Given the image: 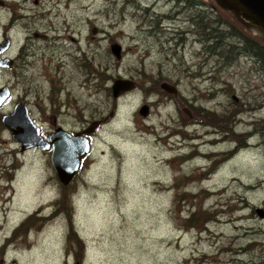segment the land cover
<instances>
[{"label":"rangeland","instance_id":"rangeland-1","mask_svg":"<svg viewBox=\"0 0 264 264\" xmlns=\"http://www.w3.org/2000/svg\"><path fill=\"white\" fill-rule=\"evenodd\" d=\"M3 1L19 60L0 118L22 102L45 137L98 128L63 185L50 150H21L0 122V264H264V62L229 63L195 20L211 30L216 1L244 34L264 28L220 0ZM117 78L135 86L114 98Z\"/></svg>","mask_w":264,"mask_h":264},{"label":"water","instance_id":"water-1","mask_svg":"<svg viewBox=\"0 0 264 264\" xmlns=\"http://www.w3.org/2000/svg\"><path fill=\"white\" fill-rule=\"evenodd\" d=\"M258 13L264 15V0H245ZM9 45V40L0 43V54ZM113 57L117 60L121 58L122 47L118 43L110 46ZM12 59L0 57V68H10ZM135 86L132 79L117 78L111 84V93L116 98L123 91H130ZM160 87L168 93L177 94L175 86L163 82ZM10 91L7 86L0 88V106L8 98ZM149 106L144 104L139 109V113L145 116ZM1 123L10 131L11 137L20 145V149L25 151L36 148L41 151L50 150V163L63 185H67L76 175L81 160L90 150L88 134H91L97 127L98 121L92 122L82 132L71 133L63 127H56L45 138L40 134L39 127L32 121L27 106L18 102L14 105L13 111L3 114ZM255 212L261 219L264 218V208L257 207Z\"/></svg>","mask_w":264,"mask_h":264},{"label":"trees","instance_id":"trees-1","mask_svg":"<svg viewBox=\"0 0 264 264\" xmlns=\"http://www.w3.org/2000/svg\"><path fill=\"white\" fill-rule=\"evenodd\" d=\"M178 3L185 5V2H189L190 0H177ZM201 2L197 0V4H200ZM193 4V3H192ZM218 4L216 1L215 3H210V8L212 10L216 11V14L224 18H218L214 19L213 24L215 26H212L211 30H208V25L202 23V13H205L204 10L198 11L196 15L195 24L197 26L200 25V30H198V34L200 35V39L204 41L207 44V48L210 50L215 51L217 54L226 57L228 62L230 63L234 57L237 54V57L241 53H246L250 56H255L256 58L260 59L264 62V40L258 39L255 36H249L247 34H244L242 32L241 28L246 27L244 24H242L241 27H239L234 20H229L225 15H227V11L224 9L223 12L218 9L216 6ZM219 5V4H218ZM224 13V15L222 14ZM226 24V27L228 30L225 31H218L221 25V28L223 25ZM236 39L237 44H224L223 42H228L226 39ZM230 43V41L228 42ZM239 44V45H238ZM210 115H212L210 113ZM247 135H249L247 133ZM248 137V136H247Z\"/></svg>","mask_w":264,"mask_h":264},{"label":"bare ground","instance_id":"bare-ground-1","mask_svg":"<svg viewBox=\"0 0 264 264\" xmlns=\"http://www.w3.org/2000/svg\"><path fill=\"white\" fill-rule=\"evenodd\" d=\"M220 1L227 4L233 10V12L238 14V16H240L241 18L250 19L256 22L258 26L264 28V15L258 13L245 0H220Z\"/></svg>","mask_w":264,"mask_h":264},{"label":"flooded vegetation","instance_id":"flooded-vegetation-1","mask_svg":"<svg viewBox=\"0 0 264 264\" xmlns=\"http://www.w3.org/2000/svg\"><path fill=\"white\" fill-rule=\"evenodd\" d=\"M0 3L1 4H5V2L3 1V0H0ZM20 3V2H19ZM7 5H8V8L11 10V12H12V17H14L15 16V14L17 13L16 12V10L14 9V6H15V4H14V1H12V2H9V3H7ZM18 9H20V8H18ZM18 13H19V11H18ZM7 34L5 33L4 34V36L1 34L0 35V41H2V40H4V39H6V38H9L8 36H6ZM9 40V45H8V48L5 50V52H7L10 48H11V38H9L8 39ZM6 56H8L7 54H5ZM17 60H19V54H16L15 56H14V58H12V63H11V66H13V64L15 63L16 64V61ZM54 129V128H53ZM84 129V128H83ZM83 129L82 130H80L79 129V131L81 132V131H83ZM49 132H51V130L49 131ZM48 132V133H49ZM72 133L73 132H75V131H71ZM48 135V134H47ZM81 167V166H80ZM80 169V168H79Z\"/></svg>","mask_w":264,"mask_h":264}]
</instances>
